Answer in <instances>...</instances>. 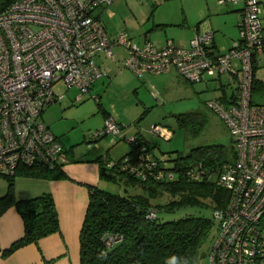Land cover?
<instances>
[{
  "label": "built area",
  "instance_id": "2783aa9c",
  "mask_svg": "<svg viewBox=\"0 0 264 264\" xmlns=\"http://www.w3.org/2000/svg\"><path fill=\"white\" fill-rule=\"evenodd\" d=\"M228 1L243 2L239 36L218 54L211 48L210 29L196 32L187 46L170 41L163 46L150 41L140 44L125 30L110 36L94 10L112 0L11 2L0 12V175L12 176L20 167L35 164L54 167L68 160L66 147L44 122L43 111L63 97L53 87L59 80L76 88V101L90 91L103 74L96 62L99 52L114 57L113 48L123 46V65L137 76L175 69L185 80L198 82L238 71L233 102L206 101L227 128L235 153L215 172V182L229 196L224 206L212 211L216 232L208 257L210 264H264V103L252 101L254 56L264 50V20L258 0ZM234 61L239 62L238 68ZM151 131L164 138L172 134L161 124H153ZM106 134L137 146L135 156L123 157L122 168L142 179L174 178L175 156L156 159L137 134L121 136V126L110 114L93 136ZM208 170L200 161L186 174L200 180ZM155 215L154 208L148 211V217Z\"/></svg>",
  "mask_w": 264,
  "mask_h": 264
},
{
  "label": "trees",
  "instance_id": "16d2710c",
  "mask_svg": "<svg viewBox=\"0 0 264 264\" xmlns=\"http://www.w3.org/2000/svg\"><path fill=\"white\" fill-rule=\"evenodd\" d=\"M13 1L0 0V12ZM253 67L255 69L256 65ZM255 82L254 78L253 88ZM102 110L106 117L109 113ZM199 116L198 112H189L179 114L178 120L180 124L186 125L196 122ZM136 134L140 143L147 145L148 152L158 159L159 155L144 139L143 133L138 131ZM136 148L133 145L127 154L116 161L106 157L102 160L100 156L96 158L100 163V178L112 181L120 179L128 185L137 186L141 191L119 194L98 185H88L89 200L79 236L80 264H191L211 238L215 229L212 217L199 214L159 220V211L170 212L183 206H197L213 211L214 208L224 206L229 192L215 182L214 176L223 162L234 159L233 144L230 149L220 143L199 145L187 153L176 154L171 166L175 175L172 180L152 177L142 179L122 168L123 157L135 156ZM200 161L209 170L202 179H191L186 170ZM108 162L112 164L107 165ZM160 168L163 169V165L160 164ZM18 172L42 178L66 176L60 165L49 167L35 164L25 166ZM5 177L8 186L5 194L0 196V214L13 205L24 224L23 235L4 250V254H7L24 244L37 242L57 232L59 219L50 192L17 199L14 194V175ZM164 194L170 198L161 201ZM152 208L156 215L150 218L147 214Z\"/></svg>",
  "mask_w": 264,
  "mask_h": 264
},
{
  "label": "rangeland",
  "instance_id": "374dc122",
  "mask_svg": "<svg viewBox=\"0 0 264 264\" xmlns=\"http://www.w3.org/2000/svg\"><path fill=\"white\" fill-rule=\"evenodd\" d=\"M216 1L167 0L157 11V16L166 19V16L170 18V15L175 14L176 18L177 13H183L184 9L187 16L186 24L183 23L185 27L198 26L199 29L196 32L210 29L216 35L229 34V27L226 23L222 24L224 20L216 18L218 15L209 14V7L212 9ZM111 9L117 12L116 25L120 26L123 23L124 13H129V9L124 2L119 7L113 5ZM139 13L144 14L142 11ZM211 17L214 22L221 23L225 33L220 28L214 27ZM176 32L183 35L185 31L182 27L176 26ZM187 34L188 30H186ZM135 40L142 42L140 39ZM113 51L118 54L123 52V48L117 46L113 48ZM258 61L253 100L264 102V56L259 57ZM96 62L101 66L103 74L94 81L90 91L83 95L81 100H74L77 94L76 88H68L63 80H59L53 87L59 94H63V97L49 104L43 111L44 122L60 137L66 149L74 150L80 157L100 155L110 161H116L130 151L132 145L122 137L106 134L97 139L93 136L95 131L103 127L102 109L110 112L119 122L121 136L142 132L148 138V144L159 156L169 154L174 157L178 153L189 152L195 146L213 143H220L227 149L231 148L233 143L227 128L206 106V101L215 95L217 80H215L217 82L211 81L213 84L206 88L201 82H190L179 75L173 78L160 75L156 78L158 84L154 83L156 87H152L153 83L146 81L145 77L135 75L124 67L121 61L100 60L96 57ZM189 112H198L200 115L198 120L186 125L180 124L178 115ZM153 124L168 127L172 133L171 137L164 138L153 134L151 131ZM111 139L114 141L111 142ZM99 187L119 194L141 191L137 186L128 185L120 179L112 181L101 178ZM169 198V195L164 194L161 201ZM199 214L211 218L212 210L197 206H183L170 212L159 211V220ZM215 232L216 226L211 238L200 250L198 258L191 264H210L208 249Z\"/></svg>",
  "mask_w": 264,
  "mask_h": 264
},
{
  "label": "crops",
  "instance_id": "0c3cea01",
  "mask_svg": "<svg viewBox=\"0 0 264 264\" xmlns=\"http://www.w3.org/2000/svg\"><path fill=\"white\" fill-rule=\"evenodd\" d=\"M166 1L123 0L121 2L112 0L109 4L103 3L98 6L94 10V15L102 21L110 36H115L120 30H125L130 32L129 34L134 41H136L135 39L142 40V42L136 41L140 44L150 41L157 46H163L170 41L179 46H187L190 38L199 28L198 26L195 28L185 27L187 16L184 9L183 13H177L176 18L175 14L170 15V18L166 16V19L157 16V11ZM123 2L130 12L124 13L122 18L123 23L117 26V20H115L117 12L112 10L111 7L113 5L119 7ZM258 2L261 7L262 20H264V0H258ZM242 9L243 2L233 3L228 0L223 3L217 0L216 3H213L212 9L209 7V14L218 15L216 18L224 20L222 24L226 23L229 27V34H226L221 23L214 22L211 17L214 27L220 28L225 33H222L223 35H216L213 31L211 48L215 54L229 49L234 40L238 38L239 18ZM139 11H142L144 14L141 15ZM173 17L175 19H172ZM176 26L182 27L185 31L183 35H179L176 32ZM186 30H188L187 35ZM117 46L122 47L123 52L118 54L114 52V57H109L106 53L99 52L97 57L100 60L121 61L123 64L125 49L121 45ZM261 56H264V50L257 52L254 56L256 67L259 62L258 59ZM234 65L238 68L239 62L234 61ZM99 67L101 69L100 65ZM255 70L256 68L254 69V75ZM160 75H164L166 78H173L175 75H179V73L175 69H170L165 73H148L142 77H145V80L149 83H153L151 84L152 87H156L154 83L158 84L156 78ZM215 80L218 81V85L215 88V95L210 99L219 98L226 103L234 101L238 92L239 72L220 73L215 77L208 76L198 82H201V84H204L208 88L210 84H213L211 81ZM252 101H254L253 91ZM106 112L110 114V112ZM142 136L148 141V138L144 134ZM113 141L111 139V142ZM67 154L68 160L60 165L66 174L65 177L42 178L27 176L18 172L23 167H20L17 171L19 174L16 172L17 174L14 175V194L17 199L32 197L43 192H50L52 194L58 213L59 230L40 238L37 242L24 244L12 252L4 254V250L24 233L23 220L18 210L13 205L7 207L0 214V264H80L79 236L89 200L88 185L99 186L100 184V163L96 160L100 155L95 157H80L72 149L68 150ZM100 157L102 158V156ZM1 176L0 196L5 194L8 186L6 177L2 178Z\"/></svg>",
  "mask_w": 264,
  "mask_h": 264
}]
</instances>
